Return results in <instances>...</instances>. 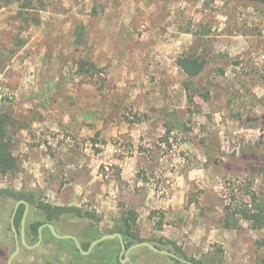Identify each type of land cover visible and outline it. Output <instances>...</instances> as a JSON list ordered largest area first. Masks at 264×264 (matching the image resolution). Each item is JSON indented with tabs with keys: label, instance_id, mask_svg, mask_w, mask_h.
<instances>
[{
	"label": "rangeland",
	"instance_id": "obj_1",
	"mask_svg": "<svg viewBox=\"0 0 264 264\" xmlns=\"http://www.w3.org/2000/svg\"><path fill=\"white\" fill-rule=\"evenodd\" d=\"M253 1L13 0L0 8V113L12 119L19 167L0 175V189L92 214V222H44L80 245L118 233L132 210L130 232L119 233L125 246L176 247L199 264H262L264 230L239 215L236 228L225 227V206L237 211L252 193L264 196V2ZM188 54L207 62L192 100L176 65ZM78 59L100 72L78 73ZM28 216L44 220L32 206ZM50 234L42 229L39 245L21 247L12 264H179L145 246L124 259L117 238L81 254ZM11 247L0 227V264Z\"/></svg>",
	"mask_w": 264,
	"mask_h": 264
},
{
	"label": "trees",
	"instance_id": "obj_2",
	"mask_svg": "<svg viewBox=\"0 0 264 264\" xmlns=\"http://www.w3.org/2000/svg\"><path fill=\"white\" fill-rule=\"evenodd\" d=\"M254 0L253 2H255ZM13 0H0V8L5 5L12 3ZM259 2H264V0H259ZM83 26L78 25L76 28V37L81 39L80 37L83 35ZM77 41L79 43L80 40ZM206 60L201 56H197L195 54H188L179 56L176 59L177 67L183 72V74L187 77V80L184 82V88L187 91L188 99L192 100V96L190 95L191 86H193L192 80L199 77L206 65ZM77 71L80 74H95L100 72L97 68L96 64L92 61L85 59H78L76 62ZM204 100L208 99V93L202 94ZM12 123L11 117L6 113H0V175H14L19 167L17 165L16 159L12 154L11 150V140L7 133V128ZM260 174L264 177V166L259 169ZM20 200H25L29 206L35 207L41 214H43L44 220L42 221H30L29 216L26 221V240L27 243L31 244L33 241L37 240L38 237V228L44 224L45 221H56L61 219L62 217H67L71 215H76L77 217H81V220H87L92 222V214L85 213L82 214L81 210L74 207H64V206H54L45 201H41L38 199H34L31 195L26 194L24 192H19L12 190L10 188L0 189V227L3 230L5 236H7L12 243V247L10 253L14 250V239L13 233L10 225V217L13 211V208L17 202ZM24 211V205L21 204L14 217V226L18 232H20V224ZM225 227H235L237 226V220H233L235 215H239V217L248 223H250L253 229L264 230V196L256 195L252 193L249 195V201L242 208L237 211L231 210L230 206H225ZM137 218V214L130 210L127 212V216L123 219L122 227L117 231L121 235H125L129 233L131 230L132 223H135ZM234 221L233 225L230 226L231 222ZM31 237V238H30ZM50 238H55L50 234ZM71 242V241H70ZM172 245L173 242H167ZM90 243H82L81 247L83 250L88 248ZM154 247L159 248L160 246L152 243ZM258 246L263 249L264 253V236L258 241ZM131 244H127L126 247ZM175 254H178L179 249L175 247ZM77 251V250H76ZM179 255V254H178ZM172 259V258H170ZM175 263H178L176 260L172 259ZM193 264H199L194 260H189ZM264 264V261L262 262Z\"/></svg>",
	"mask_w": 264,
	"mask_h": 264
},
{
	"label": "water",
	"instance_id": "obj_3",
	"mask_svg": "<svg viewBox=\"0 0 264 264\" xmlns=\"http://www.w3.org/2000/svg\"><path fill=\"white\" fill-rule=\"evenodd\" d=\"M20 204L24 205V212H23V216H22V219H21L20 241H21V244L24 247L28 248V249H33V248H35L36 246L39 245V243L41 242V239H42V229L48 228L49 231L51 232V234L54 237L58 238V239H71V240H73L77 250L81 254H89L91 252V250L94 248L95 245H97L98 243H100V242H102L104 240L117 238L119 240V243H120V246H121L120 257L123 256L124 259L127 257V254L131 250H133L135 248H139V247L145 246V247L149 248L150 250H152L155 253L163 254V255L175 258V259H177V260H179L181 262H184V260L182 258L176 256L175 254H173V253H171L169 251H166V250H160V249L154 247L153 245H151L148 242L136 243V244H133L130 247L126 248V246H125V244L123 242L122 236L119 233L107 234V235H103V236L99 237L98 239L92 241L90 243L88 249L84 251L82 249L79 241L74 236H72V235H59L55 231L53 225L50 224V223H44L38 228V240H37V242L34 245L30 246V245H28L26 243V238H25V226H26V220H27V215H28V211H29V205H28V203L25 200H20L19 202H17L15 204L14 210L12 212V216L10 218L11 230L14 233V237H15V249L10 254V256L8 257L6 264H12L13 260L18 255V253L20 252V249H21L20 241H19V235H18V232H17V230H16V228L14 226V217H15L16 211H17V209H18Z\"/></svg>",
	"mask_w": 264,
	"mask_h": 264
},
{
	"label": "flooded vegetation",
	"instance_id": "obj_4",
	"mask_svg": "<svg viewBox=\"0 0 264 264\" xmlns=\"http://www.w3.org/2000/svg\"><path fill=\"white\" fill-rule=\"evenodd\" d=\"M21 205V204H20ZM19 205V206H20ZM13 210H14V208H13ZM13 212V211H12ZM17 212V211H16ZM24 212V211H23ZM11 216H12V214H11ZM23 216V215H22ZM11 218V217H10ZM10 225H11V223H10ZM26 227V226H25ZM20 229H21V224H20ZM18 232V231H17ZM13 233V232H12ZM18 235L20 236V232H18ZM13 239H14V244H15V237H14V233H13ZM37 239H38V237H37ZM91 243V242H90ZM90 245V244H89ZM20 246L21 247H24L22 244H21V241H20ZM131 246V245H130ZM130 246H128V247H130ZM15 247V246H14ZM89 247V246H88ZM128 247H126V248H128ZM15 249V248H14ZM88 249V248H87ZM86 249V250H87ZM14 251V250H13ZM172 253V252H171ZM174 254V253H173ZM176 256H178V257H180L179 255H177V254H175ZM10 256V255H9ZM119 256H120V254H119ZM168 258H172V257H169V256H167ZM180 258H182V257H180ZM172 259H174V260H176L179 264H193L192 262H190V261H188V260H186V259H183L184 260V262H181V261H179V260H177V259H175V258H172Z\"/></svg>",
	"mask_w": 264,
	"mask_h": 264
}]
</instances>
